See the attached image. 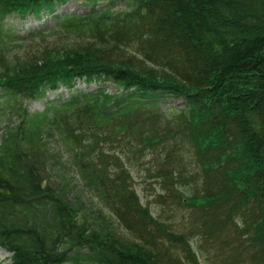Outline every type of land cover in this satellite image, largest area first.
<instances>
[{
  "label": "trees",
  "instance_id": "trees-1",
  "mask_svg": "<svg viewBox=\"0 0 264 264\" xmlns=\"http://www.w3.org/2000/svg\"><path fill=\"white\" fill-rule=\"evenodd\" d=\"M66 1L0 0V36L16 34L7 16L37 18ZM132 1L118 15L93 3L57 21L88 35L62 64L43 61L54 51L44 37L22 63L0 57V93L9 95L1 105L72 89L79 78L120 88L68 97L72 108L56 120L79 173L126 233L75 217L43 148L25 140L30 118L17 105L20 121L0 144L7 264H68L83 249L93 264H202L193 244L205 264H264V0ZM167 96L184 107L164 112L158 102ZM138 160L154 202L186 211L181 230L142 204L127 168ZM36 210L49 216L52 235L29 218Z\"/></svg>",
  "mask_w": 264,
  "mask_h": 264
},
{
  "label": "rangeland",
  "instance_id": "rangeland-1",
  "mask_svg": "<svg viewBox=\"0 0 264 264\" xmlns=\"http://www.w3.org/2000/svg\"><path fill=\"white\" fill-rule=\"evenodd\" d=\"M93 3L97 6L96 10L98 9L99 11L100 9L107 8L109 13L115 15L127 12L135 6L132 0H113L111 2L110 0H67L63 4L56 5L53 13L50 14L43 11L37 18L31 15H27L25 18L9 15L4 21L13 27L16 34L11 38L0 36V57H3L4 65L10 66L12 59L15 60V64L22 63L24 61L23 57L29 52L34 53L33 50L36 48L35 46H37L40 41L41 43L43 42L42 37H44L45 40L43 43L51 45L50 47L54 49V51L52 50L53 52H47V57L43 60L46 65L52 63L58 65L68 61L67 59L71 58L70 52L81 48L83 42L88 41V35L85 32V28H83L81 32L74 27H72L74 29L65 31L59 26L57 21L61 20L63 17L68 19L71 15H85L89 12V7ZM51 27L55 28L51 31L49 30ZM35 28H38V30ZM39 30L45 31L43 34L41 32L36 34V36L27 37L25 35L28 31ZM28 47L30 49H28ZM38 63H42V61ZM99 88L108 94H115L120 91L117 85L107 80L86 82L85 79L79 78L75 80L74 88L72 89L60 86L54 91L48 89L44 95L37 96L34 99H26L20 96L16 99L18 100L17 102H15V100L7 105L1 104L9 95L3 93V96L0 93V144L3 139V134L8 130H12L20 121L21 116L19 112L16 111L17 105H19L20 108L23 107L24 114H29L30 118L25 123L26 127L30 128L27 135H25V140L29 142L32 141L31 143H36L43 148L49 175L51 179L59 184L60 190L72 207L75 217L78 220H84V222L88 224L94 223L96 226L98 225L95 229H104L106 232L117 228V232L124 236L126 235L125 231L119 226H116V220L113 215L108 212L107 208L101 202L94 181L80 174L73 163L71 158L72 146L66 140L60 124L56 120L57 112L69 111V109L72 108V105L67 103L68 101L64 102L63 100L71 96L78 97L81 94L90 93V95H92L98 92L97 90ZM181 103V98L167 96L162 101L158 102V105L167 113V110L173 109V111H176V109H180L182 107ZM131 105H133V103L129 106ZM126 109H130V107ZM98 121L103 123L106 121V118L104 116H99ZM121 153L122 152H120V154ZM141 165L147 166L144 160H138L134 164H128L127 168L133 177V185L140 196L142 204L147 205L154 216L171 223L175 230H181L184 225L186 211L182 209V212H180L175 208L171 212L164 211L154 202V195L150 194L152 193L150 186L154 184L153 182H149V178L144 176L142 178ZM143 187H148L150 190L144 189ZM32 216L40 222L45 233L49 232L50 235H52V223L49 216L44 211L36 210V213L34 212L33 215H29V218L32 219ZM100 224L103 225V227H100ZM60 248L64 249V245ZM193 249L197 252L201 263L205 264V261H202V255L199 254V250L194 244ZM86 251L87 250L83 249L81 252H78L76 254L77 258H73L68 264H93V262L87 258L88 256L92 257V255ZM133 251L139 252L138 247H135ZM69 253L70 252H68L69 256L73 255ZM9 258L10 253L0 248V264H7Z\"/></svg>",
  "mask_w": 264,
  "mask_h": 264
},
{
  "label": "bare ground",
  "instance_id": "bare-ground-1",
  "mask_svg": "<svg viewBox=\"0 0 264 264\" xmlns=\"http://www.w3.org/2000/svg\"><path fill=\"white\" fill-rule=\"evenodd\" d=\"M181 104H182V107H184V103H183V101H182V103H181ZM182 107H181V108H182ZM0 248H1V249H3V250H5V249H4V248H2V247H0ZM5 251H6V250H5ZM6 252H7V251H6Z\"/></svg>",
  "mask_w": 264,
  "mask_h": 264
}]
</instances>
